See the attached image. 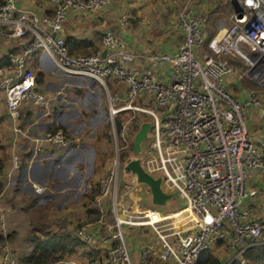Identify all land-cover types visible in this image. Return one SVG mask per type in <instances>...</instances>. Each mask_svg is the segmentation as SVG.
I'll return each mask as SVG.
<instances>
[{
    "label": "built area",
    "instance_id": "1",
    "mask_svg": "<svg viewBox=\"0 0 264 264\" xmlns=\"http://www.w3.org/2000/svg\"><path fill=\"white\" fill-rule=\"evenodd\" d=\"M112 1L54 0L49 13L17 7L16 0L0 4V39L29 37L24 45L6 53L8 73L0 67V91L14 139L27 137L19 120L29 106L41 110L45 118L51 116L50 97L38 82L37 72L56 67L69 77L93 79L106 103L113 151L97 186L87 184L96 221L79 224L75 236L86 244L108 241L107 264H133L124 228L134 226L153 231L161 261L196 264L203 251L218 244L230 253L227 264H247L244 253L264 247V217H252L250 208L242 207L243 198L254 193L249 192L246 179L254 170L264 171L263 144L253 141L245 127L248 106H264V0H228V16L208 41L207 50L200 51L207 40L208 16L184 5L175 22L182 38L174 52L137 47L106 29L95 52L69 53L63 35L68 12L85 9L94 14ZM102 50L107 51L105 56ZM236 71L260 90H244L243 99L235 98L230 85L239 83ZM119 83L123 85L118 87ZM142 121L150 122L153 136L142 167L162 175L164 190L176 191L181 205L175 211L134 207L118 194L122 154L132 145L135 127ZM79 136L71 139L60 125L44 130L31 138V157L46 144L66 146L79 141ZM11 163L0 190V228L5 224L3 195L12 183V172L20 168V155L14 154ZM32 186L42 191L38 184ZM109 193L106 206L103 198ZM93 226L100 230L103 226L104 236L94 234ZM150 262L146 249L142 264ZM0 264L20 263L5 251Z\"/></svg>",
    "mask_w": 264,
    "mask_h": 264
},
{
    "label": "crops",
    "instance_id": "2",
    "mask_svg": "<svg viewBox=\"0 0 264 264\" xmlns=\"http://www.w3.org/2000/svg\"><path fill=\"white\" fill-rule=\"evenodd\" d=\"M223 1L114 0L109 6L94 14L85 9L70 10L63 24V35L76 40H89L98 49L101 46L102 33L106 29H110L126 42L137 47L149 51L174 52L182 38L181 31L175 24V18L177 20L181 8L185 5L196 13L209 14L210 11L211 15L218 11V4ZM16 6L37 13H49L54 9L55 2L54 0H16ZM124 14H127L126 19ZM28 38L4 37L0 39V59L10 50L24 45ZM2 68L3 72L7 74L6 65H3ZM42 74L41 87L51 84L53 79L62 80L58 78L61 77L59 72L54 75H45L43 72ZM83 80L85 82H82L81 78H76L74 81L72 79L62 80L58 82L56 90L43 89L50 97L51 116L45 118L41 110L30 106L26 116L19 120L21 126L26 130L27 137L18 139H14L11 119L5 106L4 93L0 91L1 189L5 186L4 175L11 168L12 156L19 154L21 158L20 168L12 172L9 179V182L12 183L10 186L8 185L4 196H8L6 201L13 208L12 211L10 207L6 208V203L4 205L7 212L6 224H12L11 230L15 226L19 227L20 211L27 206L31 207L32 201L36 202L33 204L35 207L41 206L42 227L50 233L76 237L75 233L80 223L96 221L97 217L94 219L95 212L89 207L85 195L87 184L91 183L90 180L103 175V168L106 170L109 164V156L106 154L110 152V143L106 138L104 128H102L107 108L101 101L103 93L100 91L99 94L97 82H93L90 78H83ZM72 84L77 86L79 95L82 93L81 98L76 96L77 93L74 91L77 88L73 90ZM88 84L92 90L87 87ZM232 85H230V93L235 98L243 99L247 95L242 86L237 84L235 89H231ZM254 86L257 85L254 84ZM77 99L80 101L77 102ZM82 108L85 110H80ZM57 125L63 126L71 139L80 135L79 141L66 146L46 144L42 151L31 157L33 153L31 138L39 137L44 130L52 129ZM245 127L252 140L260 141L264 147V106H248L245 113ZM106 144L109 145V148L106 147ZM33 183L38 184L42 191L36 192L32 186ZM246 185L249 192L254 191V193L247 194L243 198L242 207L250 208L252 217H264V171L254 170L251 172L249 178L246 179ZM127 186L135 189V184ZM137 189L139 194L144 192L146 204L143 206H149L150 193L147 187L138 184ZM178 208V206H173L171 210L164 207L157 209L167 213ZM47 218L50 221L46 220ZM101 229L96 226L92 227L93 233L97 236H104V227L101 226ZM124 232L133 264H142V256L146 249H149L151 253L150 264H173L171 261H161L158 258L157 239L149 227H128ZM29 244L32 250L31 242ZM108 247V241H98L95 244L81 243L75 247L74 251L64 254L59 261L64 260L66 264H107ZM218 249L221 247L214 245L210 251L214 254ZM49 264H57V261Z\"/></svg>",
    "mask_w": 264,
    "mask_h": 264
},
{
    "label": "rangeland",
    "instance_id": "3",
    "mask_svg": "<svg viewBox=\"0 0 264 264\" xmlns=\"http://www.w3.org/2000/svg\"><path fill=\"white\" fill-rule=\"evenodd\" d=\"M218 8L219 9H218V11L216 13L210 15V11H209V14H206L208 16L207 23H206V26H205V31L207 33V40L204 43V45L200 48V51L207 50L208 41L223 27L225 17L227 18L228 12H229V1L228 0H224L222 3L218 4ZM175 21H176V18H175ZM181 36H182V32H181ZM81 54H83V53H81ZM33 60L35 62V67H38L39 64H38L37 57L34 56ZM42 72L45 75H54V74H56L58 72V68L55 67V69L49 70V71H43L42 70ZM236 74H238V71H236ZM60 76L61 77H58V78H60V79H62L64 81H66V80L68 81V79H70V80L72 79V81H74V79H76L75 77H69V76H67L65 74H62V73H61ZM237 79H238V82H239L238 86H242L245 90H248V91H258V90H260V88H258V86L255 87L254 86L255 83H252L250 80H248L243 75V73L238 74L237 75ZM62 80L53 79V82L51 81L52 82L51 84L42 87V89H46V90L47 89H49V90L50 89H55L56 90V89H58V85H57L58 82L62 81ZM91 80L93 82H95L93 79H91ZM81 81L85 82L83 80V78H81ZM93 85H95V84L93 83ZM117 85H118V87H121L123 84L119 83ZM238 86H237V89L239 88ZM64 87L65 86L63 85V88ZM87 87L92 90V87L90 86V84H88ZM72 88L74 90V89L77 88V86L73 85ZM233 88L235 89L236 86L232 85L231 89H233ZM98 90H99V94H100V91H101L100 90V86H99ZM74 92L77 93L76 96L78 98L82 97V93L79 95L78 88ZM100 96H102V95H100ZM71 97H68V99H71ZM79 101L80 100L77 99V102H79ZM101 101H103V103L105 105V108H106V103H105V100H103V96L101 98ZM29 108H30V106H29ZM80 110L84 111L85 109L82 108ZM107 120H108V115L106 114V117H104V124L102 125V128H104V131L106 132V138H107L108 142L110 143V152L108 154H106V155L107 156H111L112 155V151H113L112 150V136H111V133H110V128H109L108 124L106 123ZM53 124H54V122H53ZM135 128H136L135 129V133H136V131L138 130L139 127L136 126ZM152 138H153V136L148 133L147 138L142 143V149H143L142 153H133L132 152V146H133V138H132V145L129 147L127 152H124L122 154V158L123 157H127L130 154H131V156H134V157H142V156L144 157L146 150L150 148V143L152 142ZM106 147L109 148V145L106 144ZM104 171L105 170L103 168V172ZM101 176H98L95 179H91L90 182L96 184L97 183L96 180L99 179ZM95 186H97V184ZM137 186H138V184L135 185V187H134L135 189L133 190V189H131V187H128L127 185H125V183L119 184V182H118L117 183V191H118V194L121 197V201H125V202H128V203H131L134 207L145 205L146 202H145V199H144V192L142 191L141 194H139V192H137V190H138ZM165 191H167V190H165ZM3 196H5V193H4ZM31 196H33V195H31ZM4 198H5L4 205L6 203V208L10 207L9 206L10 204L6 201L8 196H6ZM34 203H36V202L32 201L31 207L27 206L26 208L21 209L22 212L20 211V214H19L20 215L19 227L15 226L13 228V230H11L12 229V224H10V225L6 224L7 223V218H6L7 217V212L4 209L5 224H4V227L0 228V234H2L3 236L10 235L11 238L9 240L7 239V242L4 245L0 246V255L2 253H4L5 251H8L10 254L14 255L18 259V262L20 264H23L22 263V258L24 256H26V254L28 252L32 251L30 249V244L29 243L31 242L30 241V237L34 233V230L39 228V227L42 228V208H40L41 206L40 207L39 206L35 207L33 205ZM10 209L13 211V208L10 207ZM5 212H6V215H5ZM46 220L50 221L49 218H47ZM83 222H86V221H83ZM126 228H128V227H125L124 230H126ZM13 231H15V232H13ZM19 231H20V233L17 234V232H19ZM9 232L10 233L12 232V233L9 234ZM215 246L221 247V249H218L217 253L215 252L213 255L216 256L219 259L220 264H227L228 261L230 260V253L223 246H220L218 244L215 245Z\"/></svg>",
    "mask_w": 264,
    "mask_h": 264
},
{
    "label": "trees",
    "instance_id": "4",
    "mask_svg": "<svg viewBox=\"0 0 264 264\" xmlns=\"http://www.w3.org/2000/svg\"><path fill=\"white\" fill-rule=\"evenodd\" d=\"M3 0H0V4ZM65 43L69 53H92L97 50V47L93 42L85 39L76 40L74 38L65 37ZM8 57L4 55L0 59V66L8 64ZM37 80L39 83L43 81L42 72H37ZM54 128V127H53ZM52 128V129H53ZM0 149L2 146L0 144ZM2 168V162L0 160V170ZM1 188V186H0ZM96 189L93 190V192ZM86 200L89 201L93 198V195L86 193ZM95 212V210H93ZM97 217L95 214L94 219ZM11 234V233H9ZM11 238L10 235L3 236L0 234V246L4 245ZM31 244L33 246L30 254L22 258L23 264H49L55 261H59L64 254L70 253L75 250V247L81 243H84L77 237L67 236L61 233H50L45 230L44 227H39L34 230V233L30 237ZM85 244V243H84ZM245 258L248 260L247 264H264V247L250 248L244 253ZM196 264H220L219 259L213 255L210 249L203 251L196 261ZM230 264H240L239 262H232Z\"/></svg>",
    "mask_w": 264,
    "mask_h": 264
},
{
    "label": "water",
    "instance_id": "5",
    "mask_svg": "<svg viewBox=\"0 0 264 264\" xmlns=\"http://www.w3.org/2000/svg\"><path fill=\"white\" fill-rule=\"evenodd\" d=\"M107 54L106 50H102L101 55L105 56ZM54 68V67H53ZM55 69V68H54ZM49 71V69L47 70ZM60 73V72H59ZM258 108V107H254ZM150 122L142 121L140 127L133 136V153H142V143L147 138L150 131ZM131 152V153H132ZM142 157H134L131 154L124 158L122 161V168L120 170L119 184L125 183L127 185H144L147 187L150 198V207H164L172 209L173 206L180 207L181 201L177 198L176 191H165L162 187V175H154L142 167L141 159ZM110 199V193L107 194L103 201L107 206Z\"/></svg>",
    "mask_w": 264,
    "mask_h": 264
},
{
    "label": "clouds",
    "instance_id": "6",
    "mask_svg": "<svg viewBox=\"0 0 264 264\" xmlns=\"http://www.w3.org/2000/svg\"><path fill=\"white\" fill-rule=\"evenodd\" d=\"M113 1H114V0H113ZM113 1H112V2H113ZM112 2H111V3H112ZM100 11H101V10H100ZM39 72H41V71H39Z\"/></svg>",
    "mask_w": 264,
    "mask_h": 264
}]
</instances>
